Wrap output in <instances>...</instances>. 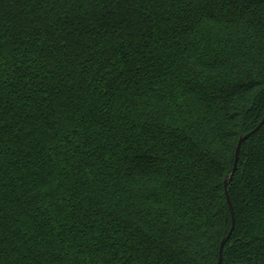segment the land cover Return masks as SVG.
Listing matches in <instances>:
<instances>
[{
    "label": "trees",
    "instance_id": "obj_1",
    "mask_svg": "<svg viewBox=\"0 0 264 264\" xmlns=\"http://www.w3.org/2000/svg\"><path fill=\"white\" fill-rule=\"evenodd\" d=\"M0 0V264H217L264 117V0ZM222 264H264V124Z\"/></svg>",
    "mask_w": 264,
    "mask_h": 264
},
{
    "label": "water",
    "instance_id": "obj_2",
    "mask_svg": "<svg viewBox=\"0 0 264 264\" xmlns=\"http://www.w3.org/2000/svg\"><path fill=\"white\" fill-rule=\"evenodd\" d=\"M264 124V117L263 120L261 121V123L249 134L243 136L240 138L238 146L236 148V153H235V162H234V168L231 172V174L229 176H227L226 180H225V189H226V196H227V201L229 204V208L232 214V227L231 230L229 232V234L223 239L222 243H221V247H220V251H219V261L217 264H222L223 262V258H224V249H225V245L227 244L229 238L231 237L233 230H234V224H235V218H234V209H233V204L230 198V194H229V190H228V186L230 184V182L232 181L237 167H238V163H239V159H240V151H241V147L243 145V143L249 138L251 137L252 134H254L256 131H258L260 129V127Z\"/></svg>",
    "mask_w": 264,
    "mask_h": 264
},
{
    "label": "snow or ice",
    "instance_id": "obj_3",
    "mask_svg": "<svg viewBox=\"0 0 264 264\" xmlns=\"http://www.w3.org/2000/svg\"><path fill=\"white\" fill-rule=\"evenodd\" d=\"M233 3L236 5L238 10H244L246 11L248 8H250L251 0H233ZM260 20L262 23H264V14L261 15Z\"/></svg>",
    "mask_w": 264,
    "mask_h": 264
}]
</instances>
